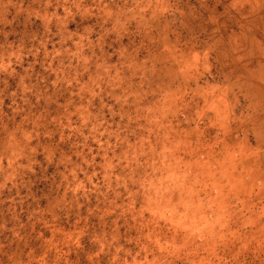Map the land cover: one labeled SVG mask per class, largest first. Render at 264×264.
<instances>
[{
  "label": "rangeland",
  "instance_id": "1",
  "mask_svg": "<svg viewBox=\"0 0 264 264\" xmlns=\"http://www.w3.org/2000/svg\"><path fill=\"white\" fill-rule=\"evenodd\" d=\"M0 264H264V0H0Z\"/></svg>",
  "mask_w": 264,
  "mask_h": 264
}]
</instances>
